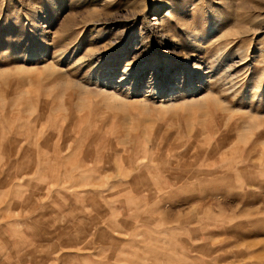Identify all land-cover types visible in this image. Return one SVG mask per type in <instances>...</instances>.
Here are the masks:
<instances>
[{"label": "rangeland", "instance_id": "374dc122", "mask_svg": "<svg viewBox=\"0 0 264 264\" xmlns=\"http://www.w3.org/2000/svg\"><path fill=\"white\" fill-rule=\"evenodd\" d=\"M0 264H264V0H0Z\"/></svg>", "mask_w": 264, "mask_h": 264}, {"label": "bare ground", "instance_id": "6f19581e", "mask_svg": "<svg viewBox=\"0 0 264 264\" xmlns=\"http://www.w3.org/2000/svg\"><path fill=\"white\" fill-rule=\"evenodd\" d=\"M154 19V18H153ZM154 25V24H153Z\"/></svg>", "mask_w": 264, "mask_h": 264}]
</instances>
